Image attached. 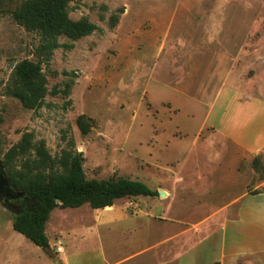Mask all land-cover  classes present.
<instances>
[{
  "label": "rangeland",
  "instance_id": "1",
  "mask_svg": "<svg viewBox=\"0 0 264 264\" xmlns=\"http://www.w3.org/2000/svg\"><path fill=\"white\" fill-rule=\"evenodd\" d=\"M21 3L0 0L1 161L26 140L28 159L80 153L88 180L126 178L160 196L125 198L112 211L56 209L47 251L13 230L15 213L0 203V264H126L136 255L132 264H177L180 254L191 259L190 228L206 213L217 221L232 205L233 218L243 195L264 193V155L223 139L253 116L264 133V0H74L70 19L100 31L60 39L72 49L42 71L50 93L69 95L49 94L36 111L6 94L39 44L14 19Z\"/></svg>",
  "mask_w": 264,
  "mask_h": 264
},
{
  "label": "trees",
  "instance_id": "2",
  "mask_svg": "<svg viewBox=\"0 0 264 264\" xmlns=\"http://www.w3.org/2000/svg\"><path fill=\"white\" fill-rule=\"evenodd\" d=\"M73 1L22 0L13 14L18 24L27 32L36 34L39 39L34 51L36 61L18 64L6 88V94L17 100L25 110L36 111L42 108L49 94L69 95L68 89L50 93L42 71V64L50 62L57 50L72 49V45L60 44V39L76 42L100 31L87 19H70V5ZM82 119L78 125L86 135L89 127ZM28 150V142L23 140L5 155L3 161L11 187L26 194V199L21 201L22 209L13 218L12 228L44 251L50 246L46 225L56 209H77L88 204L93 210H105L125 198L160 196L158 190L126 178L88 180L83 168V155L80 153L69 154L55 161L45 151H39L37 159H28ZM19 156L24 157L21 165L16 162ZM57 164L61 166V172Z\"/></svg>",
  "mask_w": 264,
  "mask_h": 264
},
{
  "label": "crops",
  "instance_id": "3",
  "mask_svg": "<svg viewBox=\"0 0 264 264\" xmlns=\"http://www.w3.org/2000/svg\"><path fill=\"white\" fill-rule=\"evenodd\" d=\"M244 120L245 123L239 126L236 138L223 133V139L249 155L260 153L264 155V133L258 125L259 121L258 124L255 122V116ZM261 142L262 145L259 146ZM237 203L239 206L233 218L228 217L232 205L224 209L223 219L217 221H214L215 217L208 216V213L206 216L202 214L206 217L205 221L190 228L191 234L197 237L196 240L193 238L190 240L195 244L190 247L191 259L184 261V255L180 254L177 264H264V193L243 195ZM112 210L113 207L109 209ZM191 244L193 243L190 242L188 246L182 245L177 251L179 252L181 248L190 249L187 247ZM1 249L3 252V247ZM194 250H197L196 255L192 252ZM145 251L148 253V248L139 254ZM5 252L6 249L1 254L2 260ZM136 256L128 258L126 264H132L137 259Z\"/></svg>",
  "mask_w": 264,
  "mask_h": 264
},
{
  "label": "water",
  "instance_id": "4",
  "mask_svg": "<svg viewBox=\"0 0 264 264\" xmlns=\"http://www.w3.org/2000/svg\"><path fill=\"white\" fill-rule=\"evenodd\" d=\"M160 195V193H159ZM26 199V194L23 191L16 190L11 187L10 181L7 178L4 164L0 159V203L3 208L11 209L15 214H18L22 209L21 202ZM14 201H16L14 203Z\"/></svg>",
  "mask_w": 264,
  "mask_h": 264
},
{
  "label": "built area",
  "instance_id": "5",
  "mask_svg": "<svg viewBox=\"0 0 264 264\" xmlns=\"http://www.w3.org/2000/svg\"><path fill=\"white\" fill-rule=\"evenodd\" d=\"M56 251L58 253H62L63 252V247H62V245L60 243L56 246Z\"/></svg>",
  "mask_w": 264,
  "mask_h": 264
},
{
  "label": "flooded vegetation",
  "instance_id": "6",
  "mask_svg": "<svg viewBox=\"0 0 264 264\" xmlns=\"http://www.w3.org/2000/svg\"><path fill=\"white\" fill-rule=\"evenodd\" d=\"M16 201H14V203H15ZM21 202V201H20ZM17 203V202H16Z\"/></svg>",
  "mask_w": 264,
  "mask_h": 264
}]
</instances>
